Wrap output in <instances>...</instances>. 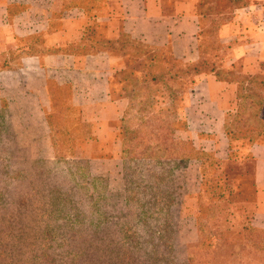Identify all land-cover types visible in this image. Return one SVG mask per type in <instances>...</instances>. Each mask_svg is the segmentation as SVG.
I'll return each instance as SVG.
<instances>
[{
    "label": "rangeland",
    "instance_id": "374dc122",
    "mask_svg": "<svg viewBox=\"0 0 264 264\" xmlns=\"http://www.w3.org/2000/svg\"><path fill=\"white\" fill-rule=\"evenodd\" d=\"M74 1L85 9L91 0ZM108 2L116 0H98L97 7ZM233 5L232 0H198L204 19L199 35L210 53L202 61L175 59L169 48L125 34L106 41L105 27L84 19L86 36L75 50L105 48L119 58L110 81L103 83L111 93L94 95L78 109L68 107L67 88L51 86L55 105L45 109L51 129L46 140L35 139L41 116L13 110L17 123L10 136L11 110L0 109V264H264V251L249 247L264 246V234L251 230L261 219L257 214L264 213V189L255 185L248 128L240 124L254 119L256 110L236 100L233 91L225 98L217 95L225 100L229 140L216 147L202 140L197 125L198 110L207 112L210 105L194 90L197 77L210 68L219 73L226 50L217 41L224 21L217 17ZM9 10L15 12L17 4ZM6 33L0 31L3 58L6 52H27L40 40L17 37L13 46ZM2 66L9 62L1 59ZM234 71L221 69L220 75ZM240 78L248 89L250 78ZM260 79L252 78L264 87ZM9 96H1L3 105ZM237 96L264 99L262 92ZM121 98L129 106L120 121ZM210 128L217 134V126ZM122 148L130 152H119ZM125 159L129 167L141 160L140 167L154 170L135 177L147 187L138 194L127 188ZM155 198L159 205L147 204ZM97 215L101 221L93 229Z\"/></svg>",
    "mask_w": 264,
    "mask_h": 264
},
{
    "label": "crops",
    "instance_id": "0c3cea01",
    "mask_svg": "<svg viewBox=\"0 0 264 264\" xmlns=\"http://www.w3.org/2000/svg\"><path fill=\"white\" fill-rule=\"evenodd\" d=\"M233 1V8L218 16V20L221 17L224 21L218 27L217 40L226 50L222 52L224 55L220 60L219 73H201L194 88L210 104L205 107H209V111L202 112L203 108L198 110L197 125L205 134L202 140L212 143L214 147L229 140L223 127L227 109L222 98L232 91L238 101L243 100L237 96L241 91L264 94L263 86L251 82L245 89L238 81L240 77L264 79V0ZM11 4H17V10L13 13L9 10ZM97 6L98 0H91L85 9L79 8L74 0H0V31L7 32V43L14 46V38L17 37L40 39L33 44L38 45L39 49L32 46L27 52H6L7 58L1 56L4 49L0 41V60L9 62V66L0 67V109L9 108L11 115L13 110L26 108L35 118L41 116L40 134L36 140L50 139L51 129L45 109L50 110L55 105L51 101V86L67 88L70 92L68 107L78 109L88 105L94 95L98 94L99 98L111 93L104 85L115 73L119 58L105 48L87 53L75 50L86 36L83 33L84 19L100 22L106 29V41H113L125 34L143 44L167 47L173 58L178 60L203 57V42L198 35L202 18L198 11V0H116L114 5L108 2L105 6ZM94 44L103 45V42ZM70 46L74 47L69 49ZM221 69L235 71L221 77ZM245 83L248 85V82ZM94 87L95 91L92 90ZM216 89L220 95L216 94ZM5 94L10 95L6 100L7 105H3L1 99ZM123 98L120 121L129 106V100ZM262 101L247 100L250 108L261 110L257 111L255 119L264 123V99ZM210 110L215 111L214 115H210ZM10 115V136H14L17 118ZM186 122L191 123L189 118H186ZM211 125L217 126V134L211 130ZM246 144L247 152L251 153L255 162V185L258 189H264V128ZM119 152L127 150L122 148ZM257 215L261 219L256 221L254 227L264 230V224L259 223L264 221V213Z\"/></svg>",
    "mask_w": 264,
    "mask_h": 264
},
{
    "label": "trees",
    "instance_id": "16d2710c",
    "mask_svg": "<svg viewBox=\"0 0 264 264\" xmlns=\"http://www.w3.org/2000/svg\"><path fill=\"white\" fill-rule=\"evenodd\" d=\"M233 1V0H232ZM230 2V1H229ZM233 4L235 5V2L233 1ZM233 5V6H234ZM233 6H232V8H233ZM232 8H228V9H226V11H224V12H221V13H218V16L220 15V14H222V13H225V12H228L229 10H231ZM217 19H218V17H217ZM221 21V17H220V19H219V22ZM217 32H218V29H217ZM198 35H199V33H198ZM216 36H217V34H216ZM218 37V36H217ZM199 38H201L200 37V35H199ZM202 41V40H201ZM218 41V40H217ZM203 42V41H202ZM220 45V44H219ZM203 47H202V52L204 53L203 54V57L201 56V58L200 59H198V60H195V61H202V60H206V59H209L210 58V53H207V52H205L204 50H203V48H204V44L202 45ZM221 46V45H220ZM222 47V46H221ZM109 51V50H108ZM210 71H212V72H214L215 70L213 69V68H210V69H208L206 72H210ZM205 72V71H204ZM233 78V77H232ZM242 79L241 78H239V82H242L241 81ZM261 80H263V79H260V81ZM250 83L251 82H253V84H255V85H258V86H262V84H261V82H258V83H256L255 81H253L252 79H250V81H249ZM248 82V83H249ZM241 85V84H240ZM242 92V91H241ZM242 99L243 100H245V101H243L242 103H246L245 105H247V106H249V103L247 102V100H251V101H253L252 100V98L250 97V96H242ZM254 102V101H253ZM248 108H250V106L248 107ZM251 110H252V108H250ZM256 115H257V110H256V114H255V117H256ZM245 120H248L247 118L245 119ZM242 121L240 124L242 125V126H244V124H246L244 127H241L242 128V130L243 129H246L245 127H247L248 129H247V131H248V133H249V137H250V139H248V140H253L254 139V137H255V135H257V134H259V133H261L262 132V130H263V128H264V123H262V121L261 120H257V119H253V121L252 120H250L249 122H247V121ZM252 122H254V123H252ZM244 123V124H243ZM262 125V126H261ZM258 126H261V127H259L258 128ZM241 130V131H242ZM127 152H130L129 150H127ZM192 152H193V150H192ZM126 158V157H125ZM129 161H130V159L129 160H127V159H125V164H126V167H127V173L129 174V177L128 178H126V181H127V185H128V190L130 191L131 189H136L137 190V194H138V192L140 191V189H145V188H147L146 186H144L143 184H141V182H140V180H137L136 182H135V177L137 176H142V173L144 172V171H146L147 173H148V171H150V172H154V170H151V169H143V167H140L138 164L140 163V161L141 160H138V162H137V167H129ZM141 166H144V165H142L141 164ZM145 167V166H144ZM130 175H131V177L133 178V179H131L130 178ZM154 189H159V188H154ZM160 194L159 193H157L156 194V197H158V198H160ZM133 199V198H132ZM171 201H172V199H169L168 200V204H167V206L169 207V210H170V204H171ZM96 204V203H95ZM148 205H152V204H156V205H159L160 204V200L159 199H157V198H155V202L153 201V200H151L150 202H148L147 203ZM142 206V205H141ZM96 222L93 224V229H96V228H98L99 227V224H100V221L101 220H99L98 219V215H97V218H96ZM90 222H92V220H90ZM90 225H92V224H90ZM94 225L96 226V228H94ZM165 227H166V225H165ZM251 230L254 232V231H256V232H261V233H263L264 234V230H260V229H257V228H252L251 227ZM120 235H122V236H128V234L127 233H122V234H120ZM155 235L156 236H163V233L162 232H156L155 233ZM250 237L251 239H252V237H253V234H247V237ZM250 241V240H249ZM254 242V240H252V243ZM255 244L256 243H259V241H256V242H254ZM250 248H251V250H256V251H258V250H260V251H264V246L263 245H261V247H258V246H253V244L252 245H250L249 246Z\"/></svg>",
    "mask_w": 264,
    "mask_h": 264
}]
</instances>
